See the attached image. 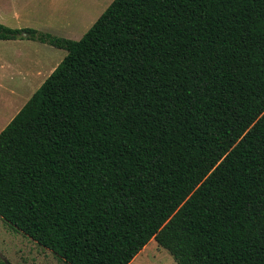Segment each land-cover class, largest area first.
<instances>
[{
	"label": "trees",
	"instance_id": "obj_1",
	"mask_svg": "<svg viewBox=\"0 0 264 264\" xmlns=\"http://www.w3.org/2000/svg\"><path fill=\"white\" fill-rule=\"evenodd\" d=\"M0 132V216L66 264H264V0H113Z\"/></svg>",
	"mask_w": 264,
	"mask_h": 264
},
{
	"label": "rangeland",
	"instance_id": "obj_2",
	"mask_svg": "<svg viewBox=\"0 0 264 264\" xmlns=\"http://www.w3.org/2000/svg\"><path fill=\"white\" fill-rule=\"evenodd\" d=\"M113 0H0V22L80 39ZM67 51L29 40H0V130L28 101ZM12 115V116H11ZM0 264H66L0 216ZM130 264H178L156 240Z\"/></svg>",
	"mask_w": 264,
	"mask_h": 264
},
{
	"label": "crops",
	"instance_id": "obj_3",
	"mask_svg": "<svg viewBox=\"0 0 264 264\" xmlns=\"http://www.w3.org/2000/svg\"><path fill=\"white\" fill-rule=\"evenodd\" d=\"M82 36H83V35H82ZM66 37H67V38H72V37H70L69 35L66 36ZM19 39L22 40L23 38H19ZM9 40H14V39H9ZM29 40H30V39H29ZM34 41H35V40H34ZM41 43H42V42H41ZM22 107H23V106H22ZM22 107H21V108H22ZM21 108H20V109H21ZM20 109H19V110H20ZM17 112H18V111H17ZM17 112L14 113L13 116L11 115L12 117L7 121L6 125H7V124L11 121V119L17 114ZM6 125H4V127H5ZM4 127H3V128H4ZM3 128H2V129H3ZM2 129L0 130V132L2 131ZM147 247H148V244L144 247V249H143L142 251L144 252V251L146 250ZM142 251H141V252H142ZM136 257H137V256H136ZM136 257H135V258H136Z\"/></svg>",
	"mask_w": 264,
	"mask_h": 264
}]
</instances>
